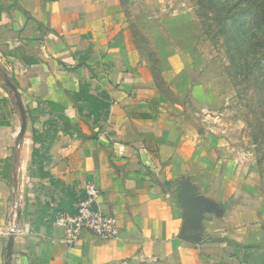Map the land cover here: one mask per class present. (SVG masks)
<instances>
[{
  "label": "crops",
  "instance_id": "1",
  "mask_svg": "<svg viewBox=\"0 0 264 264\" xmlns=\"http://www.w3.org/2000/svg\"><path fill=\"white\" fill-rule=\"evenodd\" d=\"M130 8L131 0H0V66L27 107L55 103L69 124L42 115L27 121V137L17 142L20 117L0 85V229L22 230L11 263L264 264L256 261L264 257L260 219L252 222V209L234 202L222 167L216 171L219 159L191 142L182 106L161 90L158 75L188 72L191 58L174 51L161 57L160 73L152 68L129 28ZM37 136L52 138L46 151ZM14 148L18 159L10 165ZM182 178L220 209L204 214L199 243L179 235ZM88 182L118 234L102 239L84 231L68 246L53 215L73 213ZM6 241L0 234V264Z\"/></svg>",
  "mask_w": 264,
  "mask_h": 264
},
{
  "label": "rangeland",
  "instance_id": "2",
  "mask_svg": "<svg viewBox=\"0 0 264 264\" xmlns=\"http://www.w3.org/2000/svg\"><path fill=\"white\" fill-rule=\"evenodd\" d=\"M131 2L129 28L152 68L174 51L191 58L188 72L158 75L161 90L182 106L191 142L219 159L234 202L264 227V0Z\"/></svg>",
  "mask_w": 264,
  "mask_h": 264
},
{
  "label": "built area",
  "instance_id": "3",
  "mask_svg": "<svg viewBox=\"0 0 264 264\" xmlns=\"http://www.w3.org/2000/svg\"><path fill=\"white\" fill-rule=\"evenodd\" d=\"M98 189L92 183H86L77 193L74 212L58 211L53 215V224L63 230L64 240L68 246L74 245L84 231L102 239H115L118 227L115 217L102 211L97 206ZM0 234L8 239L22 234L21 228L15 224L0 230Z\"/></svg>",
  "mask_w": 264,
  "mask_h": 264
},
{
  "label": "water",
  "instance_id": "4",
  "mask_svg": "<svg viewBox=\"0 0 264 264\" xmlns=\"http://www.w3.org/2000/svg\"><path fill=\"white\" fill-rule=\"evenodd\" d=\"M5 77L7 75L5 74ZM7 86L12 89L13 93H17V89L10 82ZM15 104L18 108V113L21 121L19 137H23L26 131L27 114L23 103L16 96ZM179 203L182 207L183 222L179 231L180 237L189 242L199 243L203 241V236L199 232V224L204 217L205 213L220 212L216 204L198 194H196V187L189 178H182L179 186ZM14 238L9 237L5 245V254L10 256L13 252Z\"/></svg>",
  "mask_w": 264,
  "mask_h": 264
},
{
  "label": "trees",
  "instance_id": "5",
  "mask_svg": "<svg viewBox=\"0 0 264 264\" xmlns=\"http://www.w3.org/2000/svg\"><path fill=\"white\" fill-rule=\"evenodd\" d=\"M5 74H6V71L0 66V85L9 93L10 97L14 100V103H13L14 104V108H15L16 113H18V108H17V106L15 104V99H16V96L18 97V95L13 93L12 89H10L7 86V83L8 82L12 83L15 88L17 87V85H16L15 81L12 78L5 77ZM18 98L23 103L21 97L19 96ZM23 105H24V108L26 109V114H27L28 121H30L32 123L37 121L39 119V117L42 116V115L54 114V119L53 118L51 119L52 123H54V120L56 119V120H62L63 121V123H62L63 127L66 126V125H69L68 122L66 121V119L62 115L58 114V111L61 110V109L55 103L45 102V101L38 102V103L35 104L34 108H31V109L28 108L24 103H23ZM51 133H52L51 130H47V132H45L44 135L45 136H51ZM23 137H27V135L25 134ZM23 137H18L17 138V142H19L21 139H23ZM33 139H34V141H38L40 148H42L44 151L47 150V147H45L46 143H49V141L52 140V138H48L47 142L45 143V139H43L40 136L34 137ZM17 155H18L17 149L14 148L13 149V154H12V156L10 158V165L11 164H15L17 162V159H18ZM11 161H12V163H11ZM9 174H10V169L8 170V168H7L6 171H5V176L4 177H6L8 179H11V176H9ZM177 200L179 202V198H177ZM227 242L228 243H232V241H230V240H227ZM235 244L240 246V247L246 248V249H258V248H260L262 246L261 244H252V245H240V244H237V243H235ZM3 264H12L11 260H10V256H6L5 255Z\"/></svg>",
  "mask_w": 264,
  "mask_h": 264
}]
</instances>
